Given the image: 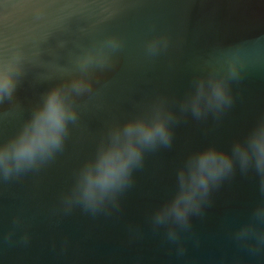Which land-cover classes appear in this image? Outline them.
I'll return each instance as SVG.
<instances>
[{"label":"water","instance_id":"obj_1","mask_svg":"<svg viewBox=\"0 0 264 264\" xmlns=\"http://www.w3.org/2000/svg\"><path fill=\"white\" fill-rule=\"evenodd\" d=\"M109 35L122 39L110 63L76 98L79 119L63 149L40 168L0 180V264H264V246L235 238L236 225L264 196L241 172L216 187L178 242L153 225L184 155L227 146L264 114V0H0V58L21 66L12 100L0 103V139L11 135L46 91L76 72V57ZM167 37L150 55L145 42ZM251 46L233 104L221 116H182L170 147L145 156L117 204L99 212L67 207L64 194L107 126L157 96L178 102L193 75L220 50Z\"/></svg>","mask_w":264,"mask_h":264},{"label":"clouds","instance_id":"obj_2","mask_svg":"<svg viewBox=\"0 0 264 264\" xmlns=\"http://www.w3.org/2000/svg\"><path fill=\"white\" fill-rule=\"evenodd\" d=\"M167 43L166 36H153L145 48L153 55ZM121 45L119 36L109 35L84 49L76 57V72L66 82L50 87L12 134L0 139V180L19 177L56 157L64 147L69 125L79 119L76 98L91 90L92 71L107 66ZM253 54L260 53L247 44L220 50L193 75L178 102L157 96L123 121L110 123L92 155L75 172L64 194L65 205H80L96 213L117 204L146 154L171 146L174 126L182 116L219 117L232 106L231 84ZM21 71L18 59L0 58V103L15 96ZM237 169L253 171L264 193V114L227 146L207 143L188 151L175 169L171 191L152 213L153 225L178 242L190 217L200 213L212 191ZM235 238L250 246H264V196L236 225Z\"/></svg>","mask_w":264,"mask_h":264}]
</instances>
